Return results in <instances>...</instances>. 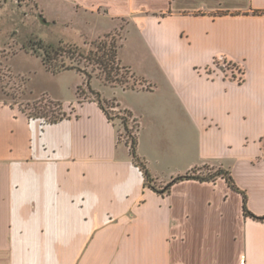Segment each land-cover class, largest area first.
<instances>
[{"label": "crops", "instance_id": "crops-1", "mask_svg": "<svg viewBox=\"0 0 264 264\" xmlns=\"http://www.w3.org/2000/svg\"><path fill=\"white\" fill-rule=\"evenodd\" d=\"M64 1L132 20L119 55L153 86L100 92L138 118L151 173L230 169L264 215V0ZM68 104L51 123L0 101V264H264V221L224 178L160 194L97 101Z\"/></svg>", "mask_w": 264, "mask_h": 264}, {"label": "rangeland", "instance_id": "rangeland-1", "mask_svg": "<svg viewBox=\"0 0 264 264\" xmlns=\"http://www.w3.org/2000/svg\"><path fill=\"white\" fill-rule=\"evenodd\" d=\"M96 12L102 14V17L86 9L74 8L69 1L64 0H9L0 6V101L12 104L27 113L34 110L35 103L40 104L42 96L61 101L64 110L71 112L72 106L67 109L66 105L77 100V96L82 100L93 99L94 94L87 87L85 74L75 70L51 73L43 64L42 58L31 48V40L43 39L51 43L60 40L72 41L86 50L93 47L92 42L103 38H115L121 45L132 20L122 17L112 23L110 19L103 18L107 10ZM111 23L113 27L99 36L90 33V30L93 33L102 31L110 27ZM121 50L123 55L133 60L143 50L138 27L133 26L128 30ZM221 60L222 58L217 59L219 66L224 69L233 67V64H223ZM243 77L244 73L239 74L238 80L241 81ZM133 82L134 80L129 79L119 86H131ZM79 85L83 87L81 94H78ZM91 85L93 89L106 94L118 90L111 87L113 85L107 83L98 70L92 71ZM135 86L142 85L137 82ZM120 108L122 107L114 108L110 105L114 114ZM116 122L118 129L124 134L122 140L125 141L129 134L124 130L120 119L116 118ZM133 124L131 120V130H134ZM212 168L207 164L202 166L200 172L208 174Z\"/></svg>", "mask_w": 264, "mask_h": 264}, {"label": "trees", "instance_id": "trees-1", "mask_svg": "<svg viewBox=\"0 0 264 264\" xmlns=\"http://www.w3.org/2000/svg\"><path fill=\"white\" fill-rule=\"evenodd\" d=\"M9 0H0V6ZM32 49L42 58L43 64L47 70L53 74H58L63 71L75 70L87 76V87L94 94V100L98 102L104 110L110 121L117 125L116 118L121 120L124 130L129 137H125V143L130 147L134 163L140 167L144 174L145 185L152 188L160 194L170 193L172 187L183 180H199L216 182L219 178H224L228 186L243 195V207L246 216H251L255 219L264 221V215L259 216L253 213L247 205V193L241 189L230 169L222 167H213L208 174H203L201 167H194L184 174H179L172 177L167 182H161L155 177L148 166V162L143 158L138 151L140 122L134 116L132 110L128 108H120L115 114L110 110V105L120 107L117 98L107 99L103 97L100 91L92 88L91 77L92 71L98 70L107 83L113 86H119L128 81L134 80L131 86L125 85V88H136L135 84L140 83L143 88L151 89L153 84L139 76L134 69L124 64L119 55L120 45L115 38H103L92 42L93 47L89 50L84 49L76 42L60 40L57 43L45 42L43 39L31 40ZM144 84V85H143ZM82 85L78 86V94H81ZM84 91V90H83ZM46 103L43 104V102ZM30 117H40L48 122L55 123L67 117V111L63 108V103L49 97L42 96L40 104L35 103L34 110L27 112ZM131 120L134 122V130L130 128ZM119 140L123 141V132L119 129ZM264 141V137L262 138Z\"/></svg>", "mask_w": 264, "mask_h": 264}, {"label": "built area", "instance_id": "built-area-1", "mask_svg": "<svg viewBox=\"0 0 264 264\" xmlns=\"http://www.w3.org/2000/svg\"><path fill=\"white\" fill-rule=\"evenodd\" d=\"M222 60H223V58H222Z\"/></svg>", "mask_w": 264, "mask_h": 264}]
</instances>
